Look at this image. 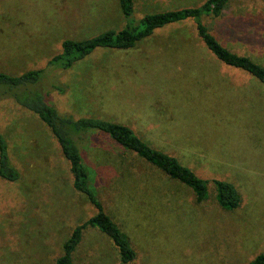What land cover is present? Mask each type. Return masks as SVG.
Masks as SVG:
<instances>
[{"label":"rangeland","instance_id":"rangeland-1","mask_svg":"<svg viewBox=\"0 0 264 264\" xmlns=\"http://www.w3.org/2000/svg\"><path fill=\"white\" fill-rule=\"evenodd\" d=\"M206 1L133 0L132 19ZM202 22L224 48L264 67V0H230L222 17ZM125 25L118 0H0V73L45 69L41 89L59 116L126 126L207 182L198 204L185 185L137 169L136 154L88 131L78 148L105 213L136 252L129 264H250L264 254V85L220 62L193 20L129 50L99 48L67 69L47 68L64 40ZM0 133L19 172L17 181L0 178V264H54L97 210L74 189L69 162L33 113L0 100ZM163 136L172 146H161ZM213 181L235 187L238 208L216 203ZM73 264L121 263L109 238L91 229Z\"/></svg>","mask_w":264,"mask_h":264},{"label":"trees","instance_id":"trees-1","mask_svg":"<svg viewBox=\"0 0 264 264\" xmlns=\"http://www.w3.org/2000/svg\"><path fill=\"white\" fill-rule=\"evenodd\" d=\"M230 0H207L197 8L165 11L148 14L138 21L132 19L133 0H118L119 10L126 25L120 30H107L94 37L75 41L64 40L59 54L47 62V68L67 69L99 48L129 50L149 36L155 30L166 25L185 20H193L197 32L206 48L222 63L233 68H239L264 85V67L254 63L248 57L232 53L224 48L210 33L202 22V17L210 16L214 19L223 16ZM46 70L28 71L20 76L0 73V100L11 99L16 105L33 113L44 123L56 139L60 150L70 164L73 178V187L83 194L97 213L87 221L76 226L69 238L62 245V253L54 264H73L85 233L97 229L109 238L118 253L121 264L132 263L136 259V252L132 248L129 238L118 225L105 213L104 207L98 198L95 185L90 184L89 173L84 165V157L78 148V142L87 137L89 130L98 131L109 138L122 149L137 155L139 170H157L170 180H175L188 187L198 204L208 197L207 182L197 177L190 169L182 166L177 159L153 149L137 137L133 131L123 125L110 123L101 119L82 118L72 119L61 117L46 101L41 85ZM0 178L6 181H17L19 172L9 160L8 146L0 133ZM213 195L216 203L226 211H233L240 204V196L230 183L213 181ZM250 264H264V254L258 255Z\"/></svg>","mask_w":264,"mask_h":264},{"label":"crops","instance_id":"crops-1","mask_svg":"<svg viewBox=\"0 0 264 264\" xmlns=\"http://www.w3.org/2000/svg\"><path fill=\"white\" fill-rule=\"evenodd\" d=\"M183 1H186V0H183ZM133 128V127H132ZM147 135H145V136H147V138H152V136L153 137H155V133H152V134H149V133H146ZM137 135H139V134H137ZM166 138H165V136H163L162 137V139H161V146L163 145H166V144H168V142L165 140ZM150 140V139H149ZM152 140H150V142H151ZM154 142V141H153ZM146 143V142H145ZM158 143V142H157ZM146 144H151V143H146ZM168 145H170V146H172V144L171 143H169ZM175 147V146H174Z\"/></svg>","mask_w":264,"mask_h":264}]
</instances>
